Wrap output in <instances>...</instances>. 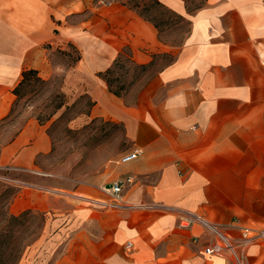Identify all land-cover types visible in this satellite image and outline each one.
Wrapping results in <instances>:
<instances>
[{
    "label": "crops",
    "instance_id": "0c3cea01",
    "mask_svg": "<svg viewBox=\"0 0 264 264\" xmlns=\"http://www.w3.org/2000/svg\"><path fill=\"white\" fill-rule=\"evenodd\" d=\"M127 1L0 0V123L23 71L58 74L50 55L74 47L65 88L88 87L90 116L121 123L129 141L101 178L69 193L43 183L36 160L51 140L36 119L0 148V168L29 177L9 216L47 217L21 264H264V0L192 10L158 0L189 30L152 77L116 96L97 74L123 50L140 65L169 50ZM113 182L117 197L105 189Z\"/></svg>",
    "mask_w": 264,
    "mask_h": 264
},
{
    "label": "rangeland",
    "instance_id": "374dc122",
    "mask_svg": "<svg viewBox=\"0 0 264 264\" xmlns=\"http://www.w3.org/2000/svg\"><path fill=\"white\" fill-rule=\"evenodd\" d=\"M191 8L203 0H186ZM139 7L150 0H130ZM159 23L160 41L169 49L148 64H135L128 55H122L118 67L111 74L118 81L113 87L123 93L152 77L183 41L189 30L186 19L166 8L152 6L147 12ZM79 52L74 47L57 50L50 55L52 66L59 65L58 74L44 82L30 78L20 89L8 117L0 123V148L9 142L29 119H36L51 140L48 154L38 157L36 163L44 173L54 193H69L77 182L101 178L108 161H113L128 150L124 126L102 117H92L93 101L88 87L79 90L65 88L64 78ZM29 177L22 171L0 168V264H21L28 245L38 241L47 217L41 213L25 212L10 219L7 205L20 191V185ZM62 189V190H60Z\"/></svg>",
    "mask_w": 264,
    "mask_h": 264
},
{
    "label": "trees",
    "instance_id": "16d2710c",
    "mask_svg": "<svg viewBox=\"0 0 264 264\" xmlns=\"http://www.w3.org/2000/svg\"><path fill=\"white\" fill-rule=\"evenodd\" d=\"M151 3L149 5H143L142 7H139V5L137 3H133L131 4L130 0L127 1L128 5L133 8L141 17H143L145 20L151 22L156 28L158 27L159 23L155 22V19L152 17V16H149L147 14V12L149 11V9L153 6H161V3L158 1V0H150ZM204 2V0L199 4L197 5L196 7L194 8H191L189 5H188V9L189 10H192V9H195V8H198L200 7V5ZM164 8V7H163ZM172 13V12H171ZM128 55L129 54V51L127 49L123 50L119 56L116 58V60L114 61V63L112 64V66L102 72H98V76L103 79L108 87V90L113 93L114 95L116 96H121L123 95V88L121 87H118V88H114L113 87V82L115 81H118L117 78H112L111 77V74L114 72L115 68L118 67L119 65V62H120V59L122 57V55ZM77 59H79V56L77 57ZM33 77L36 81H39V82H44V79H42L41 77H39L37 75V72L33 69H27V70H24L23 73H22V79L20 81V83L16 86V88L14 89V94L16 96H18V93H19V89L26 83L30 80V78ZM23 214V213H22ZM21 214L17 217L15 216H10V219H17L18 217H20Z\"/></svg>",
    "mask_w": 264,
    "mask_h": 264
},
{
    "label": "built area",
    "instance_id": "2783aa9c",
    "mask_svg": "<svg viewBox=\"0 0 264 264\" xmlns=\"http://www.w3.org/2000/svg\"><path fill=\"white\" fill-rule=\"evenodd\" d=\"M107 2H109V0H106ZM137 155V151L134 150L133 152H129L127 154H124L123 156H121L120 158V162H128L132 159H134ZM106 190H109L110 193L117 197L119 195V193L121 192V189H122V184L120 182H113L112 184H110L109 186L105 187ZM186 224V223H185ZM249 228H244L243 230V237L245 238L246 237V233L249 232ZM131 244L128 243L127 246H130ZM230 247V246H228ZM213 252V249L211 248H206V253H212Z\"/></svg>",
    "mask_w": 264,
    "mask_h": 264
}]
</instances>
